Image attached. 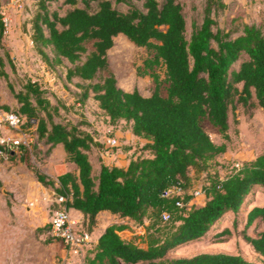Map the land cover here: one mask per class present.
Returning <instances> with one entry per match:
<instances>
[{
    "label": "trees",
    "instance_id": "trees-1",
    "mask_svg": "<svg viewBox=\"0 0 264 264\" xmlns=\"http://www.w3.org/2000/svg\"><path fill=\"white\" fill-rule=\"evenodd\" d=\"M53 1L38 0L32 42L47 69L54 72L61 65L65 80L80 90L70 104L41 74H18L3 42L0 13V78L12 98L4 101L0 91V110L22 114L24 128L34 129L35 142L20 148V160L29 168H35L33 156L43 160L57 143H64L67 159L79 171L57 178L42 169L34 173L54 188L55 197H65V206L83 212L90 231L104 209L144 226L127 239L120 234L124 223L108 225L90 244L85 264H259L241 253H172L194 242L238 234L264 259V204L250 206L255 193L264 191V150L224 173L213 170L214 159L227 144L214 141L203 126L208 120L229 139L232 109L240 103L264 108V28L246 23L233 36L232 30L216 27L213 9L223 6V0H207L203 21H195L191 33L182 0H143L141 5L133 0H60L61 6H68L64 10L51 9ZM122 3L128 7H120ZM121 33L148 49L145 66L156 82L149 95L119 86L109 66L108 50ZM157 64L165 67L166 94L159 73L153 71ZM88 98L97 101L111 124L125 121L144 140L127 165L101 160L96 168L93 152L102 143L87 119L70 115L72 106L84 105ZM16 155L11 152L8 159ZM200 174L205 202L189 204L195 175ZM178 181L184 189L183 207L177 204L180 195L169 191ZM164 210L170 213L168 220L163 219ZM231 213L235 230L229 225L220 229ZM243 215L246 220L239 228ZM49 227L37 230L53 241L57 238Z\"/></svg>",
    "mask_w": 264,
    "mask_h": 264
},
{
    "label": "rangeland",
    "instance_id": "rangeland-1",
    "mask_svg": "<svg viewBox=\"0 0 264 264\" xmlns=\"http://www.w3.org/2000/svg\"><path fill=\"white\" fill-rule=\"evenodd\" d=\"M133 1L141 5L143 0ZM37 2L38 0H25L21 5H14L10 0H1L0 13L4 23V17H8V22L5 23L3 42L14 59L18 74L21 75L24 72L41 74L52 87L51 90L53 89L57 95L71 104L75 100V92L80 89L74 83H68L65 80L64 68L61 65L54 68V72L47 69V61L37 52L32 42V18L36 12ZM183 2L186 6L188 31L191 33L193 23L196 21L200 24L203 21L207 0H182ZM223 2V6L213 9V15L217 20L216 27L232 30L233 36L242 32L246 23H256L264 28V0H223ZM55 7L64 10L68 6H61L60 0H54L50 4V8L54 9ZM120 7L127 8L128 4L122 3ZM88 44L92 47V42ZM0 49L2 51V48ZM147 56L148 49L136 44L125 34L121 33L115 37L113 46L108 50V60L119 86L126 90L136 87L144 95H149L153 91L156 82L152 76V70L145 66ZM8 68L12 72L10 65ZM153 71L159 73L162 81L161 90L163 94H166L167 83L164 81V65H155ZM15 82L18 87L21 81ZM5 87L6 81L1 77L0 91L3 100H11V95L8 94ZM70 115L75 118L87 119L90 124L89 128L102 143L100 149L104 151V155L102 152L101 154L97 151L93 152L97 169L100 167L101 160L108 157L110 153L113 154L119 149L128 150L130 147L135 152L140 149L143 142L142 138L132 139L129 136L130 132L125 121L111 124L94 98H88L84 105L75 104L72 106ZM229 122V139L224 138L219 129L211 125L208 120L203 122V126L214 141L227 144L226 151L214 159L211 168L220 170L222 173L228 171L236 163L241 164L243 161L254 158L264 150V108L262 106L247 108L240 103L231 110ZM117 129H121L122 133H119ZM113 136H118L119 144L109 150L103 140ZM2 159L6 158L2 157ZM32 160L36 169H42L39 162L40 156L37 158L33 156ZM30 169L34 171L33 168ZM194 184H196L195 186L202 184L201 174L195 175ZM27 185L25 188L20 185L0 183V264H85L86 254L91 249L90 245L80 250H74L59 239L47 240L48 237L43 231L37 230L38 226L49 224L51 214L55 209L64 206V202L58 201V196L55 197L54 188L46 186L42 182L34 185L30 181ZM54 197L55 199L52 200ZM254 204H264L263 190H258L255 193V199L250 206ZM234 216V213H231L228 219L220 225V229L229 225L235 230L232 224ZM116 218L122 219L119 215ZM240 218L242 220L239 228H242L246 217L243 215ZM82 220L84 225L89 228L84 218ZM134 224L139 232L144 231L143 225L137 222ZM99 227L102 225L98 222L92 230L95 231L94 240L100 230ZM252 227H250V233H253ZM260 229H264V225ZM139 232L135 234L127 232L126 237L139 234ZM205 251L241 253L250 260L264 264V259L238 234L219 241L194 242L177 249L172 255L190 256Z\"/></svg>",
    "mask_w": 264,
    "mask_h": 264
},
{
    "label": "built area",
    "instance_id": "built-area-1",
    "mask_svg": "<svg viewBox=\"0 0 264 264\" xmlns=\"http://www.w3.org/2000/svg\"><path fill=\"white\" fill-rule=\"evenodd\" d=\"M11 4L21 5L25 0H10ZM5 23L8 22V17H4ZM25 117L13 110H0V156L9 158L11 152L20 151L22 145L31 147L35 142L36 134L33 128H24ZM105 146L110 150L112 147L119 144L117 136L107 137L103 140ZM104 151H102L103 154ZM104 155V154H103ZM236 163L235 166H239ZM169 191L180 195L177 199V204L181 207L185 206L183 199L184 189L180 181L175 182L170 187ZM193 197L204 195L202 185L192 188ZM64 196H58V201H63ZM170 213L167 210L163 211V219L168 220ZM49 233L55 238L61 240L65 245L74 250H80L93 242L92 231L84 225L81 217L73 214L67 206H61L53 211L49 220ZM142 231V230H141Z\"/></svg>",
    "mask_w": 264,
    "mask_h": 264
},
{
    "label": "crops",
    "instance_id": "crops-1",
    "mask_svg": "<svg viewBox=\"0 0 264 264\" xmlns=\"http://www.w3.org/2000/svg\"><path fill=\"white\" fill-rule=\"evenodd\" d=\"M49 72V70H48ZM128 128V127H127ZM130 137L132 139H137L139 138L137 135H135L130 128ZM119 133H122L121 129H117ZM118 137V136H117ZM144 143H141V145ZM133 148L128 149V150H122L119 149L115 153H110L108 157H104L105 162L108 163H114L118 165H127L131 159L132 154L134 153V150L132 152ZM98 152L101 154L102 150H98ZM17 155L13 159H2L0 156V179L2 180L4 185L7 184H15V185H20L24 186L26 188L27 183L30 181L34 183V185L40 184V181L36 178L34 171L30 169L24 162L20 160V151H16ZM36 158V157H35ZM40 162V167L42 170L52 176L57 178L58 175L68 172V171H73V172H78L79 168L78 165L74 161H70L67 159V151L65 148V145L63 142L57 143L50 155L42 160H39ZM28 180V181H27ZM196 184L193 185V188L196 187ZM55 199L52 198V200ZM206 199V194L196 197L192 200V202L201 204L204 203ZM255 205V204H254ZM71 212L75 214L78 217L84 218V214L81 210L76 209V208H70ZM118 214L112 213L109 210H101L98 213V222L102 225V227H99L100 230L98 231V234L96 235L95 240L98 239L100 234L105 230V228L112 224V223H124L125 226L120 230V234L127 239H130L132 236H128L127 232H131L132 234H135L136 232H139L138 229L136 228V225L134 224L135 221L132 219H126L127 217H122V219L116 218ZM106 218H105V217ZM102 219V221H101ZM130 225H129V224ZM136 228V229H135ZM129 230V231H126ZM126 231V232H125ZM94 232L92 231V236L94 238Z\"/></svg>",
    "mask_w": 264,
    "mask_h": 264
}]
</instances>
